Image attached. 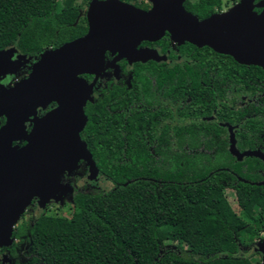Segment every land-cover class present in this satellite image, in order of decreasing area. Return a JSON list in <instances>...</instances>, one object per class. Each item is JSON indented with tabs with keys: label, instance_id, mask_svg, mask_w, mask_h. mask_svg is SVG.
<instances>
[{
	"label": "trees",
	"instance_id": "16d2710c",
	"mask_svg": "<svg viewBox=\"0 0 264 264\" xmlns=\"http://www.w3.org/2000/svg\"><path fill=\"white\" fill-rule=\"evenodd\" d=\"M86 1L0 0V50L37 57L84 36L87 21L79 10ZM183 6L203 20L222 2L186 0ZM180 47L195 61L171 68L137 64L130 89L108 84L86 104L81 139L106 186L84 193L71 185L73 196L63 205L69 218L34 222L27 236L33 264H261L255 246L264 237V185H257L264 163L238 161L216 124L181 126L173 145L166 128L144 126L143 106L155 101L156 91L203 90L200 82L215 67L216 88L237 80L233 68L242 69L237 81L244 86L253 75L264 79V70L208 47ZM246 121L252 135L257 124ZM159 230L170 231L171 238L159 240Z\"/></svg>",
	"mask_w": 264,
	"mask_h": 264
},
{
	"label": "water",
	"instance_id": "95a60500",
	"mask_svg": "<svg viewBox=\"0 0 264 264\" xmlns=\"http://www.w3.org/2000/svg\"><path fill=\"white\" fill-rule=\"evenodd\" d=\"M148 1L151 8L144 11L120 0H92L85 13L86 34L44 50L32 63L28 77L2 93L0 116H5L7 123L0 130V247L11 244L12 229L34 198L42 210L50 201L58 202L73 193V187L62 179L73 175L80 162L88 169L89 181L100 180L81 139L87 123L84 108L92 102L96 81L106 69L113 70L118 79V60L158 61L154 51L138 48L142 42L159 41L167 33L178 46L208 47L238 64L264 69V0H239L226 12L203 20L185 10V0ZM15 52V48L0 50V77L16 74L29 59L20 55L12 60ZM107 53L115 56L109 63ZM84 75L93 76V81L88 83ZM50 103L56 108L22 137L26 145L13 146L25 117ZM229 142V152L238 161L245 157L264 161L259 152L240 154L230 127ZM255 251L264 264V237L256 243Z\"/></svg>",
	"mask_w": 264,
	"mask_h": 264
},
{
	"label": "flooded vegetation",
	"instance_id": "af4514ba",
	"mask_svg": "<svg viewBox=\"0 0 264 264\" xmlns=\"http://www.w3.org/2000/svg\"><path fill=\"white\" fill-rule=\"evenodd\" d=\"M91 1L92 0H89L83 3L82 8L79 10V12H84V16ZM120 1L144 11H148L151 8V3L148 0ZM238 1L239 0H237V2ZM260 1L262 0H255V3H259ZM185 2L186 0L184 3ZM237 2H235V4ZM227 10L228 8L222 6V9L217 12H226ZM254 11L260 13L262 12V9L255 8ZM180 46L174 44L167 33L159 41L142 42L138 48L154 51L158 56V61L148 60L146 62L130 63L127 59L118 60L116 62L119 70L118 79L114 76L113 70L109 68L106 69L105 74L103 73L104 75L100 76L96 81L92 100L101 96V91L104 90L108 84H118L130 89L133 84L132 71L137 64L146 65L152 63L171 68L175 65L183 67L184 64H190L195 61L192 56L182 54ZM20 55L29 57V59L27 58L28 60L23 62V65H21L16 74L0 77V97L4 91L12 89L20 81L26 79L30 73L32 63L36 61V57L21 54L17 50L11 59L15 60ZM113 59H115V56H111L109 53L105 55L106 63L111 62ZM216 70L217 68L215 67L213 69L214 73H209L206 78H204L206 81L200 82V86L203 90L200 88L197 89L195 86L192 89V94L185 92L183 95H180V91L177 88L170 92H165L164 90L160 92L156 91L154 96L155 101L152 100L143 106L144 111L148 114L144 118V126L149 127L156 125L158 127L166 128V139L175 145L177 143L175 129H179L181 126L187 124H193L196 129L199 127H211L213 124H216L219 127L224 128L226 131L228 150L230 145V127L233 131L234 139L237 138V140L235 139V147L240 154L259 152L264 156V79H260L259 76L253 75L248 84L244 86L243 84H240L243 80L242 69H240V72H236L235 68H233L231 78L232 80H235L234 78L237 77V80H239L240 83H238L239 81L237 80L235 81L237 83L226 81L224 84H220L216 88V84H218L217 80H214ZM147 76L151 77V74H148ZM89 77L91 78L90 80L84 79L88 83H91L93 81V76ZM192 85L194 86V83ZM217 107H220L222 111L220 110L218 113ZM55 108V103L46 104L42 107L36 108L33 115L25 117L22 130H18L17 134L14 135L16 140L12 145L18 146V148L24 147L27 142L24 141L22 137L30 134L36 121L42 119ZM249 119L253 120L251 122L252 125L257 124L252 135L247 130L249 124L246 120ZM6 123L7 118L5 116H0V130L6 125ZM150 151L154 153L152 148H150ZM246 158L251 157H245L242 161ZM256 159L264 163L263 160L259 158ZM81 166L84 168V175L88 177V169L83 162L79 163L78 169L81 168ZM78 169L76 171H78ZM262 176L264 178L263 172ZM77 179L78 177H74L70 185L75 187L74 182ZM262 182H264V180ZM88 187L89 185H84V193L90 192L85 191ZM53 202L54 201H50L46 204L44 209L49 208L50 204ZM38 203L39 200L36 198L31 201L12 229L11 244L6 247H0V264H33L32 244L27 241V236H29L28 229L31 228L35 222L36 213L41 212Z\"/></svg>",
	"mask_w": 264,
	"mask_h": 264
},
{
	"label": "rangeland",
	"instance_id": "374dc122",
	"mask_svg": "<svg viewBox=\"0 0 264 264\" xmlns=\"http://www.w3.org/2000/svg\"><path fill=\"white\" fill-rule=\"evenodd\" d=\"M221 1H222V6L228 8V9L231 8L235 4V2H237V0H221ZM82 14H83V12H81V16H82ZM83 171H84V168H83V166H81V168H79L78 171H76L73 175H71L69 177L64 175L62 182L67 183V184H71V181L73 180V178L78 177V179L74 182V185H75L74 188H75V191H80V192H84L83 188H84L85 184L89 185V187L86 188L85 191H92L94 189H101V188H104L106 186V183H104L100 180H99V182L98 181L97 182L89 181L88 177L86 175H84ZM72 196H73V193L66 195L62 198V200H60L58 202L51 203L49 208H45V209H42L41 212H37L35 221H39L40 217L43 219L47 218L48 220H50V219L58 217V215H62L64 217L69 218V213L71 211H68V208L63 207V204H65L66 202H70ZM157 238L161 241L168 240L169 238H171V232L166 231V230H159L157 232Z\"/></svg>",
	"mask_w": 264,
	"mask_h": 264
}]
</instances>
